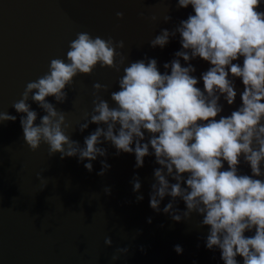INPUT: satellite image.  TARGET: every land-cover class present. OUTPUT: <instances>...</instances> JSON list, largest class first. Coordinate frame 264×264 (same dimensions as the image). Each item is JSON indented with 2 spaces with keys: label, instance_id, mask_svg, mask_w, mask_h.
Returning a JSON list of instances; mask_svg holds the SVG:
<instances>
[{
  "label": "clouds",
  "instance_id": "9594fccd",
  "mask_svg": "<svg viewBox=\"0 0 264 264\" xmlns=\"http://www.w3.org/2000/svg\"><path fill=\"white\" fill-rule=\"evenodd\" d=\"M261 4L262 0H178V9L191 6L194 14L189 13L172 30L162 29L149 43L153 49L164 48L178 36L181 49L175 52L174 59L164 63L163 73L158 60L148 56L124 67L119 90L111 93L115 107L99 95L107 92L108 86L95 83L93 110L78 129L83 133L90 124L98 127L84 138L83 146L67 133L72 126L67 113L58 110L57 105L67 102V89L74 85L78 74L91 75L97 65L119 71L127 57L117 51L125 47L123 40L77 33L66 53L68 62L52 59L48 72L28 82L22 98L12 105L17 113L25 114L20 116L24 141L33 152L46 144L50 157L60 153L61 159L89 161L84 163L89 172L94 170L91 161L104 157L97 173L100 176L111 168L106 159L108 149L103 147L106 143L116 149L117 156L134 154L137 169L144 166L145 157L154 156L159 167L154 169L149 196L150 207L156 213L163 212L175 222L189 221L194 214L200 216L199 227L209 228L205 246L212 251L219 249L224 264H240L237 257L243 258V264H264ZM117 16L123 19L124 14L118 12ZM171 20L169 15L164 18L165 22ZM241 57L242 65L234 63ZM197 58L211 65L200 78L193 75L196 68L191 63ZM236 78H241L244 85L242 104L230 115H221L222 97L228 105L236 101ZM200 79L203 90L197 86ZM30 100L45 113L39 123ZM16 119L0 112V124ZM242 162L250 167V175L240 172ZM131 183L134 193H140L138 175ZM105 191L111 194L109 188ZM166 197L171 200L161 209ZM143 199L141 194L136 196L137 202ZM179 201H183L185 209L178 207ZM246 232L254 234L246 236ZM105 244L112 245L111 237L105 239ZM174 250L183 253L180 245H175ZM116 251L127 254L128 249ZM119 258L112 256L113 260Z\"/></svg>",
  "mask_w": 264,
  "mask_h": 264
},
{
  "label": "water",
  "instance_id": "95a60500",
  "mask_svg": "<svg viewBox=\"0 0 264 264\" xmlns=\"http://www.w3.org/2000/svg\"><path fill=\"white\" fill-rule=\"evenodd\" d=\"M177 3L178 0H0V112L17 117L15 122L0 124V264H224L219 249L206 248L209 228L199 227L200 216L194 214L189 221L175 222L150 207L153 173L159 167L154 156L145 157L144 166L137 169L134 154L117 156L116 149L106 143L103 147L108 149L106 159L111 168L100 176L97 173L104 157L91 161L94 170L89 172L84 167L89 161L61 159L60 153L50 157L46 144L33 152L23 139L20 125V116L25 114L12 107L22 98L28 82L48 72L52 59L68 62L66 53L77 33L123 40L125 47L117 51L127 60L119 71L97 65L91 75L78 74L74 85L67 89V102L57 105L58 110L67 113L72 126L67 133L83 146L84 138L98 127L90 124L83 133L78 129L93 110L95 83L108 86V91L99 95L115 107L111 93L119 90L124 67L148 56L158 60L163 73L164 63L174 59L175 52L181 49L178 36L164 48L153 49L149 43L162 29L172 30L189 13L194 14L191 6L178 9ZM260 10L264 11V0ZM118 12L124 14L123 19ZM168 15L172 20L165 22ZM237 62L242 65L243 58L234 61ZM191 63L197 78L211 67L199 58ZM235 84L236 101L228 105L222 97L221 115H230L242 104V79L236 78ZM197 86L203 90L202 79ZM47 99L56 103L53 97ZM29 103L37 111L39 123L45 113L35 102ZM240 172L250 175L251 169L242 162ZM40 174L42 179L37 178ZM136 175L142 184L140 193H134L131 183ZM138 194L144 197L140 202L136 200ZM170 200L166 197L161 209ZM178 207L185 209L183 201L178 202ZM107 237L112 239L111 246L105 244ZM175 245L183 248L182 254L174 250ZM117 248H127L128 252L120 254ZM114 254L120 258L113 260ZM237 260L243 264L242 257Z\"/></svg>",
  "mask_w": 264,
  "mask_h": 264
}]
</instances>
